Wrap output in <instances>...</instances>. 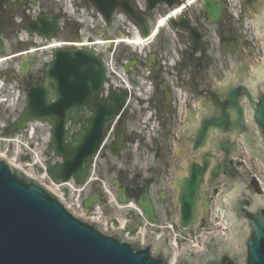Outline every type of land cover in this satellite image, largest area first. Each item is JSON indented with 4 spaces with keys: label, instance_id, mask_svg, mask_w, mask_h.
Listing matches in <instances>:
<instances>
[{
    "label": "water",
    "instance_id": "obj_1",
    "mask_svg": "<svg viewBox=\"0 0 264 264\" xmlns=\"http://www.w3.org/2000/svg\"><path fill=\"white\" fill-rule=\"evenodd\" d=\"M183 0H145L148 11L165 5L180 6ZM107 24L115 8L133 18L144 39L150 37L145 18L134 11L130 0H88ZM223 5L219 0H203L202 10L208 16V24H216ZM189 19L171 20L169 26L181 32L187 31L193 53L198 48L204 53L207 43L201 38L206 32L189 26ZM254 26L259 36H264V9L255 18ZM24 29L29 35L51 41L59 30L57 21L40 20L27 23ZM79 41V37L75 38ZM0 40V54L2 55ZM233 49H237L234 45ZM51 64L45 68L44 80L26 90V106L21 116L10 126L7 133L24 129L29 121H46L51 125L47 157L62 158V163H47V175L55 183L68 182L73 178L82 185L87 177L92 159L98 155L104 124L114 118L125 104L127 92L110 91L105 101H98L105 78L102 58L89 48L53 50ZM32 60L22 58L20 72L25 75ZM130 64L125 66V71ZM239 84L229 79L225 84H214L212 89L198 92L194 83L189 93L201 99L203 114L191 128V152L199 162L186 167V176L177 181L178 225L192 229L207 209L204 187L211 190L220 176L226 181L237 180L232 189L218 198L214 209L215 221L228 229L226 235L209 239L202 254L193 255L184 249L175 264H264V196L257 180L241 176L243 163L230 159L237 153L239 139L251 157L257 159L264 170V60L255 68L247 82L239 78ZM53 86V88H52ZM48 95L56 96V102L47 103ZM171 93L166 89L167 106ZM98 102V103H97ZM91 116L79 132L71 133L75 122L82 119L83 105ZM69 127L65 129L66 124ZM113 142L111 154L119 153L124 145ZM233 138V142L227 140ZM260 145V146H259ZM212 150H207V147ZM220 152L223 156H217ZM238 178V179H237ZM116 187L118 182L116 181ZM138 198V205L149 224L157 223L148 197L150 182L145 183ZM66 193V191H65ZM120 202H125V190H119ZM213 196L216 191L213 190ZM95 201L87 198L85 207ZM203 222V220H202ZM116 226V223H113ZM131 235L136 229L128 226ZM172 252L163 237L154 241L148 234L144 245L139 240L126 241L120 231L103 232L102 226L83 221L72 215L64 204L33 179L27 178L16 168L0 158V264H169Z\"/></svg>",
    "mask_w": 264,
    "mask_h": 264
},
{
    "label": "flooded vegetation",
    "instance_id": "obj_2",
    "mask_svg": "<svg viewBox=\"0 0 264 264\" xmlns=\"http://www.w3.org/2000/svg\"><path fill=\"white\" fill-rule=\"evenodd\" d=\"M165 12L166 9L159 8L157 13L161 14ZM186 14L190 17L193 15V24L203 25L207 21V17L200 9H196L195 11L187 10ZM44 17L48 22H51L53 18H55L61 23L63 19V10L61 4L58 3L57 0H0V39L3 41L5 51L7 52L10 50L13 52H25L30 50L32 47L38 49L35 56L33 57L34 66L28 70L26 75L18 76V85L24 90L29 86L36 85L43 78V71L45 67V62H43L45 55L43 47L46 45V43L44 40H40L36 37H28L27 34L25 35L21 30H23L25 24L38 23L41 19L44 20ZM154 17L155 15L153 14L149 15V19H154ZM234 26V22H232V20L229 18L225 9L216 30L220 39V43L217 51L215 52L213 50V53H215L216 56L213 59L211 55L206 54H202V56L191 55L189 45H187L186 36L180 33L175 34L174 40L176 49L178 48L177 51L179 52L180 59L179 62L175 64L174 70L176 72L177 80L181 86H183L185 89L189 88L193 75L199 76L198 81H200V77H203L204 80L205 74L208 73L209 70L214 71L215 68L218 67L219 60L226 58L232 63L233 67H236L240 58H248L250 55H252L251 49L246 47L245 41L242 43L241 51L223 52L225 49L224 43L241 39V37H239L234 31ZM78 29L79 26H71V24L66 25L65 30H67V37L69 40L72 38L74 39ZM15 61H17V58L12 57L10 63ZM129 62H133L135 65L139 66L142 63V60L141 57H138V55H134L129 57ZM159 63L160 58H158V54L155 53V57H153V63L151 66L154 70L155 77L159 75ZM8 75H12L11 72H9ZM51 100H54V98L48 99V101ZM128 112L129 110L126 109L122 116L125 123L131 121L133 122L134 120L133 115H130ZM84 116V120L79 125H77L76 128H79V126L84 123V121L88 118L89 113H84ZM124 122L122 121V123ZM132 132L133 131L129 129L122 137V140L125 141L127 146L133 141V138L135 137V133ZM186 136L187 134L185 136H180V139L183 137L185 138ZM170 138L174 142L176 136L174 137V135L170 134ZM184 150L185 149L180 146L178 155H183ZM118 179L120 180L121 185H125L122 176H118ZM130 187L131 186H126L128 196L133 195L137 197L141 191V187ZM94 190L96 191L98 188L95 187ZM156 194L158 204L160 206H168L170 211V208L174 206V201L168 202L167 199L162 196L161 192Z\"/></svg>",
    "mask_w": 264,
    "mask_h": 264
},
{
    "label": "rangeland",
    "instance_id": "obj_3",
    "mask_svg": "<svg viewBox=\"0 0 264 264\" xmlns=\"http://www.w3.org/2000/svg\"><path fill=\"white\" fill-rule=\"evenodd\" d=\"M63 1V0H62ZM73 4L76 6L83 7L84 2L83 0H71ZM63 3V2H62ZM68 22L73 24L74 21L71 18L70 21H66L63 19V23ZM237 24V23H236ZM242 29L243 24L242 22H239L237 25L234 26V31L238 36L242 35ZM111 30V28H109ZM66 32L61 31L58 35V42H62L63 39H66ZM165 36V35H164ZM161 43L165 44V46H169V41L165 37H163V32L159 36V39ZM158 43V42H157ZM156 42L150 47L151 52L154 50L156 51V48H158V44ZM119 51H125L126 53L129 52V48L127 47H121ZM13 51L8 50L7 54H11ZM46 58H44L46 61L49 60V57L47 54H45ZM127 54L126 56H128ZM45 62V61H44ZM42 64V62H41ZM156 79V90L154 94V103L155 107L157 109L158 115L160 119H162L163 124V136L160 140L155 142L152 147L145 148V144L140 142L139 149L145 153V156H142L141 159H136L134 157V154L132 153V146H129L127 151L119 155L118 157H112L106 150H103L97 158V160L94 163L93 168V178H98L102 181H110L112 178H117L116 175L121 174L123 177V182L127 186H140L144 183L145 179H151L153 180V183L150 187V195L153 198L155 209L157 210L158 218L163 220L164 212L166 214V220L168 223L171 224L173 222L174 217L177 214V208L171 207L170 211L169 207L160 206L158 204L157 194L158 192H163L164 198L167 199L168 202L173 201L174 193L172 192L170 185L167 183V176L169 175V167H174L172 174H181V171L183 169V164L185 163L187 157L183 156L180 159L176 157L173 158L174 151L176 145H174L172 139L170 138L171 134V125H172V119L170 114H164L163 109L164 108V94L161 90V87L163 86V83L165 82L162 76L154 77V80ZM41 136L44 135L43 131H39ZM39 136V134H38ZM45 139V135L43 136ZM136 139V138H134ZM42 142V139H39V142ZM177 150V149H176ZM172 176V175H171ZM169 180V179H168ZM132 181V182H131ZM98 188L95 193L100 194V187L98 185H95L94 188ZM130 187V188H131ZM209 201V199H208ZM211 201V200H210ZM209 201V202H210ZM135 205V204H134ZM170 205V204H169ZM106 213H108V209L104 208ZM120 214L122 216L128 214H134V217H136V213L133 209H121L119 210ZM132 214V216H133ZM107 217V216H106Z\"/></svg>",
    "mask_w": 264,
    "mask_h": 264
},
{
    "label": "bare ground",
    "instance_id": "obj_4",
    "mask_svg": "<svg viewBox=\"0 0 264 264\" xmlns=\"http://www.w3.org/2000/svg\"><path fill=\"white\" fill-rule=\"evenodd\" d=\"M158 24H159V25H158L159 27H162V26H163L164 24H166V23H165L164 20L161 19V20L159 21ZM159 27H158V29L156 30V33L159 31ZM156 33H155V34H156ZM127 43H129V45H131L132 47H135V46H136V43H137L140 47L143 46L144 44H146L144 41H142V40H140V39L137 41L136 38H134L132 42H131L130 40H128ZM35 160H36V159H35ZM38 160L42 161L41 159H39V157H38ZM37 162H38V161H37ZM37 162H36V164H37Z\"/></svg>",
    "mask_w": 264,
    "mask_h": 264
}]
</instances>
